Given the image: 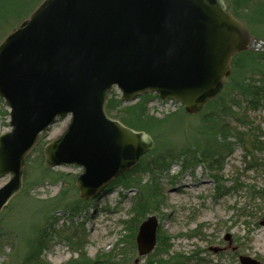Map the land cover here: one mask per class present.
Here are the masks:
<instances>
[{
	"label": "water",
	"instance_id": "water-1",
	"mask_svg": "<svg viewBox=\"0 0 264 264\" xmlns=\"http://www.w3.org/2000/svg\"><path fill=\"white\" fill-rule=\"evenodd\" d=\"M251 41L225 0H43L0 43V97L11 109V128L0 134V178L10 175L0 219L24 187L29 155L59 119L70 121L45 144L44 165L83 167L80 196L98 197L155 148L147 131L109 115L113 88L126 103L157 93L199 114ZM158 225L155 215L140 224L134 264L155 248Z\"/></svg>",
	"mask_w": 264,
	"mask_h": 264
},
{
	"label": "rangeland",
	"instance_id": "rangeland-1",
	"mask_svg": "<svg viewBox=\"0 0 264 264\" xmlns=\"http://www.w3.org/2000/svg\"><path fill=\"white\" fill-rule=\"evenodd\" d=\"M116 92L121 97L118 88ZM149 104L151 112L158 118L166 114L171 116L161 131L150 133L155 140V148L157 144L162 148L168 142L189 143L196 135V128L201 124L200 113L192 115L183 105L158 98ZM5 109L9 112L7 103L0 97V134L11 128L10 114L1 112ZM251 116L254 125L264 130V106L252 112ZM69 121L67 117L52 125L44 134V143L60 135ZM230 140L235 142L232 152L225 153L220 166L215 167L205 160L185 167L184 161L176 160L171 162L169 169L161 170L151 163L157 157L158 151L152 154L154 149L128 172L134 184L130 183L131 188L114 180V185H110L112 190L107 189L100 196L88 200L80 196L76 187L75 180L83 171V167L77 165L47 169L65 172L67 176L57 181L53 174L47 184L38 185L37 180L46 168L44 155L41 159L37 148L27 161L24 189L1 215L0 233L7 229L13 236H9L11 240L4 241L0 264H17L27 249L28 239L43 226L47 232L41 264H66L78 259L82 248L80 252L73 251L66 238L75 225L86 234L83 252L89 257L107 252L116 255L124 248L125 254L130 253V259L125 257L128 262L123 261L120 253L108 264H132L138 252L137 249L131 251L130 244L126 242L137 224L133 212L137 186L139 182L145 183L154 177V171L155 180L160 184L161 202L158 203L159 208L148 216L156 215L161 232L171 240L167 254L158 251L157 244L154 252L143 258L141 264H156L155 256L160 255L168 264H237L240 255L256 257L264 264V199L250 198L247 189V185L252 184L264 189V161L260 160L257 168L255 165L250 169L244 148L234 138ZM9 178H0V188ZM78 201L76 210L68 209V203L73 205ZM227 235H230V240L225 241ZM217 247L226 249L220 252L224 254L222 258L211 250ZM231 248H235V252Z\"/></svg>",
	"mask_w": 264,
	"mask_h": 264
},
{
	"label": "trees",
	"instance_id": "trees-1",
	"mask_svg": "<svg viewBox=\"0 0 264 264\" xmlns=\"http://www.w3.org/2000/svg\"><path fill=\"white\" fill-rule=\"evenodd\" d=\"M41 1L0 0V42L10 31L17 28ZM226 2L228 9L250 30L253 35L252 43L249 49L233 57L231 75L226 80L220 94L200 113L201 124L196 128V135L193 136L190 142H168V144L162 145V148L157 144V148L152 153L156 154L158 151L157 157L152 159L151 163H155V166L161 170L169 169L171 162L176 160L184 161L185 167L204 160L211 166H220L225 157L224 154H230L234 148L235 142L230 140L232 138L244 148V157L250 169L255 165L257 168L260 160L264 161V130L254 125L251 116L252 112L258 111L264 106V0H226ZM155 98L156 95L146 93L134 104H124L119 94L114 90L108 100L107 110L109 114L119 118L128 126L146 130L153 134L154 130L161 131L171 117L170 114H166L163 118H158L151 112L149 103ZM1 112L5 115L9 114L6 109L1 110ZM43 147L44 141L42 140L37 147L40 149L41 159H43ZM155 173L156 171L153 172L154 177L148 182H139L140 184L137 186L133 205L137 224L132 228L130 240L126 242V244H130L129 249L133 252L136 251L135 238L140 223L148 217L149 213L158 209V203L161 202L159 198V194H161L159 191L160 184L155 180ZM53 174L56 175L55 180L57 181L67 176L65 172H52L43 169L40 180H37L38 185L47 184L54 177ZM130 174L126 173L118 177L115 183L131 188ZM108 189L112 190L113 188L109 187ZM247 189L250 198L254 200L264 199V189L257 188L255 184L247 185ZM82 202L85 203L86 201L82 200ZM78 205L79 201L73 205L71 203L67 204L69 210H76ZM42 228L41 231L39 229L34 236L28 239L27 249L22 258L18 259L17 264L42 263L41 255L46 245L44 236L47 232V228ZM70 232L71 234H68L66 238L72 244L73 251L80 252L81 248L82 251L78 259L69 261L66 264H108L118 258L120 253L123 255V261H126L130 256V253L125 254V249L122 248L123 251L117 252L116 255L114 252H107L101 256L89 257L86 252H83L87 241L86 234L76 225L71 228ZM10 235L13 236V233L7 229L0 233L1 253H3L5 246L4 241L11 240ZM170 240L159 228L158 251L162 250V254H167ZM162 256H155L156 264H168L166 263L168 261H165Z\"/></svg>",
	"mask_w": 264,
	"mask_h": 264
},
{
	"label": "flooded vegetation",
	"instance_id": "flooded-vegetation-1",
	"mask_svg": "<svg viewBox=\"0 0 264 264\" xmlns=\"http://www.w3.org/2000/svg\"><path fill=\"white\" fill-rule=\"evenodd\" d=\"M226 249H223V248H221V250L219 251V252H222V251H225ZM232 250V249H231Z\"/></svg>",
	"mask_w": 264,
	"mask_h": 264
}]
</instances>
